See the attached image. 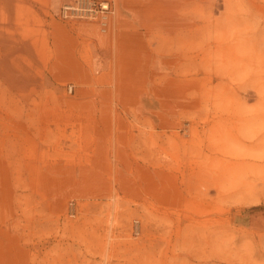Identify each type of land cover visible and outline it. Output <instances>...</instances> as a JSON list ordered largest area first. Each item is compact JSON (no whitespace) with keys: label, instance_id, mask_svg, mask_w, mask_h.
<instances>
[{"label":"rangeland","instance_id":"rangeland-1","mask_svg":"<svg viewBox=\"0 0 264 264\" xmlns=\"http://www.w3.org/2000/svg\"><path fill=\"white\" fill-rule=\"evenodd\" d=\"M70 1L0 7V264H264V0Z\"/></svg>","mask_w":264,"mask_h":264},{"label":"crops","instance_id":"crops-1","mask_svg":"<svg viewBox=\"0 0 264 264\" xmlns=\"http://www.w3.org/2000/svg\"><path fill=\"white\" fill-rule=\"evenodd\" d=\"M25 0H0L11 11ZM31 2V1H30ZM120 20L115 23L119 54L134 52L149 59V0H120Z\"/></svg>","mask_w":264,"mask_h":264},{"label":"built area","instance_id":"built-area-1","mask_svg":"<svg viewBox=\"0 0 264 264\" xmlns=\"http://www.w3.org/2000/svg\"><path fill=\"white\" fill-rule=\"evenodd\" d=\"M114 9L104 0H72L62 4L58 15L62 20L88 19L97 22L102 31H105Z\"/></svg>","mask_w":264,"mask_h":264}]
</instances>
